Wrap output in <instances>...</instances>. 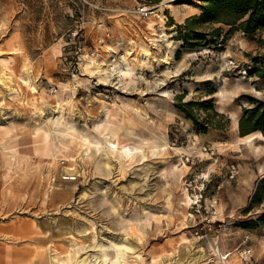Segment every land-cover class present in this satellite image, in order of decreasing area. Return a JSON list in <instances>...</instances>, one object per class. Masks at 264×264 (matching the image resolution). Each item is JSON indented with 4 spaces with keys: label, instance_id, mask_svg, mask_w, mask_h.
Wrapping results in <instances>:
<instances>
[{
    "label": "rangeland",
    "instance_id": "rangeland-1",
    "mask_svg": "<svg viewBox=\"0 0 264 264\" xmlns=\"http://www.w3.org/2000/svg\"><path fill=\"white\" fill-rule=\"evenodd\" d=\"M163 1L0 0V228L51 218L59 264L79 240L91 264H207L218 247L264 264V137L241 141L264 133L240 131L264 103V26L202 21L205 0L155 12ZM2 233L0 264L32 246Z\"/></svg>",
    "mask_w": 264,
    "mask_h": 264
},
{
    "label": "bare ground",
    "instance_id": "bare-ground-1",
    "mask_svg": "<svg viewBox=\"0 0 264 264\" xmlns=\"http://www.w3.org/2000/svg\"><path fill=\"white\" fill-rule=\"evenodd\" d=\"M174 1L175 0H164L161 4L156 6L157 11L155 12H163L166 9L174 8ZM161 17V16H160ZM154 21L150 22V26L153 27ZM159 26L165 30L164 25L161 23ZM155 37L159 36L157 33L154 34ZM165 35V34H164ZM163 36V35H162ZM145 54L148 55V51H144ZM131 58H125L124 63L122 65L117 66V69L115 68L114 74H130V71L127 67H130ZM116 61V60H115ZM114 61V63H115ZM166 61L169 63H172V58L167 57ZM114 63H111L110 65H113ZM89 65H94L97 69L102 68L101 64L97 63L94 59L89 62ZM143 67L145 68L146 65L144 64ZM264 137L263 135L252 133L247 136L241 137L242 144H251L253 143L257 138ZM126 156L131 157L133 155L132 151L129 149H125ZM49 196V195H48ZM184 201L186 202V197L184 198ZM31 204V203H30ZM46 207L50 206L51 203L47 200L43 203ZM54 204V203H53ZM32 218H17L12 224H9L6 228L0 231L3 232L2 235L9 239V243L11 244H17V243H25L29 242L32 246L26 247L25 250L19 251V250H9L7 249L6 255H9L11 253V259H5L7 264H59L60 260L58 256H53L52 251H55L56 254H60V252L57 250L58 246L57 244H54L52 240L50 239V236L52 234H49V231L52 229H55L57 226H51L50 225V219H47L44 221V223H40L37 221L34 225V215H32ZM69 217V221L71 224L77 223L79 220L76 216L70 215L66 216ZM72 228L73 227L72 225ZM81 231L85 232L88 231L86 227L81 228ZM36 233V234H35ZM92 234H94V238L97 239V234L99 235V231H96L94 228H92L91 231ZM89 234V233H88ZM86 234V235H88ZM87 237V238H86ZM81 239V238H80ZM83 239V238H82ZM85 239H88V236H85ZM34 241H38V245L34 247L33 243ZM86 241L85 240H79L76 242V246H78L77 249L72 252L71 255L68 256L67 259H64L66 263H74V264H91V260L89 262H85L86 258H80L81 253L86 250ZM111 246V245H110ZM108 246V247H110ZM196 246H199L196 244ZM128 250H131V246L127 244V250L124 252L122 250H116L117 257L120 258L125 257ZM109 254H113V251L107 250V246H104L102 251V256H107ZM214 254L217 256L216 259L210 260L207 264H228V256L223 253L221 247L214 248ZM205 258V254H200L196 256V259ZM124 260H126L124 258ZM196 260V261H197Z\"/></svg>",
    "mask_w": 264,
    "mask_h": 264
},
{
    "label": "trees",
    "instance_id": "trees-1",
    "mask_svg": "<svg viewBox=\"0 0 264 264\" xmlns=\"http://www.w3.org/2000/svg\"><path fill=\"white\" fill-rule=\"evenodd\" d=\"M202 21H218L231 25H236L240 20L241 27L248 33H255L263 27L264 22V0H205L203 7ZM199 36V35H197ZM195 102L184 103L180 108L186 113L187 117L192 118L196 125L204 131L211 127H220L213 119L200 123L193 113L188 109L189 106L196 105ZM219 116V113H214ZM262 130L264 133V103L247 109L240 120V131L243 135L254 130Z\"/></svg>",
    "mask_w": 264,
    "mask_h": 264
},
{
    "label": "built area",
    "instance_id": "built-area-1",
    "mask_svg": "<svg viewBox=\"0 0 264 264\" xmlns=\"http://www.w3.org/2000/svg\"><path fill=\"white\" fill-rule=\"evenodd\" d=\"M153 7L148 5L147 3H142L139 5V11L141 15L148 16L153 13ZM194 200L192 203V207H196L197 210L202 206V194L193 196ZM241 264H256L253 260V256L251 254V249H245L244 251H240Z\"/></svg>",
    "mask_w": 264,
    "mask_h": 264
}]
</instances>
